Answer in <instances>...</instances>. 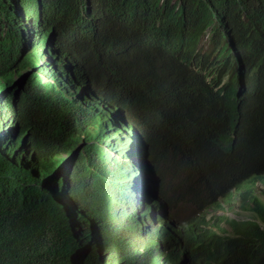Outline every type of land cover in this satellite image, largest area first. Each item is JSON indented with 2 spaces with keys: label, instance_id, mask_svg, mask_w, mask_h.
Here are the masks:
<instances>
[{
  "label": "trees",
  "instance_id": "obj_1",
  "mask_svg": "<svg viewBox=\"0 0 264 264\" xmlns=\"http://www.w3.org/2000/svg\"><path fill=\"white\" fill-rule=\"evenodd\" d=\"M137 23L148 36L124 27ZM72 40L100 66L95 76L78 59L76 46L70 56ZM106 76L129 95L122 100L128 115L110 105ZM152 104L183 152L181 185L191 209L264 169V0H0V176L21 186L17 203L7 204L2 186L11 195L16 189L0 180V264H69L60 259L57 236L76 264V237L83 234L74 226L68 230L60 211L75 217L86 204L104 215H90L107 229L101 264H179L181 257L193 264L191 255L170 242L169 230H155L157 241L151 237L146 204L154 206V190L146 185L155 188V182L138 165L149 172L153 148L136 162L145 144L133 133L145 129L141 122ZM133 106L140 119L132 122ZM80 142L78 156L57 172L55 155ZM63 177L68 188L59 187ZM44 180L51 190H42ZM51 200L61 235L49 208L39 209ZM263 212L257 208L255 218ZM241 224L259 241L250 250L238 239ZM258 225L250 219L233 224L235 237L221 239L218 252L207 247L205 255L219 264H253V258L240 259L264 249ZM208 238L215 240V233ZM163 242L173 245L169 263L150 249ZM224 254L237 256L225 260Z\"/></svg>",
  "mask_w": 264,
  "mask_h": 264
},
{
  "label": "clouds",
  "instance_id": "obj_2",
  "mask_svg": "<svg viewBox=\"0 0 264 264\" xmlns=\"http://www.w3.org/2000/svg\"><path fill=\"white\" fill-rule=\"evenodd\" d=\"M124 27H125L126 30L135 31L136 34H138V35H141V34H145L146 36L149 35L147 33V31L138 23L130 25V26L124 25ZM76 48H78V50L80 51L79 57L82 60L84 67L88 69L87 62H89L90 64H93L94 67H95V69L93 71L98 73L100 68L98 66H96L97 64L95 63V61L91 60L90 59L91 57L88 54L84 53V51H83V49L81 47L76 45ZM84 56H86V57H84ZM89 71H91V70H89ZM93 71H91V72H93ZM103 79L105 80V78H102V80ZM225 81H226V78H224L222 80V82H225ZM105 84L107 85V87H108V89L110 91H113L112 87L116 86V84H114L111 81H106ZM112 99H113L114 102L118 101V97L117 96H115ZM119 99H120V101H122L124 99V96H120ZM149 116L152 118V120L154 122H156L157 126L160 128L161 127V125H160L161 123L158 120V113H157V110H156V108L154 106L150 108L149 113L146 116V120H147L146 124H148V134L151 136V138H152V140L154 142V145H157L156 134H155V132L153 130V127L151 125L152 122H151ZM74 137L77 138V136H74ZM72 144L73 143H71V145ZM178 147H179V150H180V146L179 145H178ZM142 149H145V148H142ZM140 150H141V148H140ZM141 152H142V150H141ZM79 153L80 152L78 151L77 148H72L70 152L65 153V154L68 155V156H72L73 158H76ZM55 156H56L57 159L59 158L58 160L61 163H64L63 159L61 157H59L58 154L55 155ZM51 158H53V157H51ZM140 160H141L140 155H139V157L136 155V162H138ZM156 160L159 161L158 159H156ZM151 164H152V168L148 172L142 166V163H140L138 165V166H141V167H139V173H142V174H147L148 173L150 176L154 177L153 176V171L157 167L154 164L153 159L151 160ZM178 164H179L178 168H179V172H180V167H181L180 160L178 161ZM67 166H69V165H67ZM44 175L49 176V174L46 173V172H44ZM140 176H143V175H140ZM181 176H182V172H180V176H179V183L180 184L178 185V189H179L178 190V194H179V196L181 198L182 206L184 208H183V210H178V212L174 216V218H175V219H173L174 221L171 220V218L169 216V212H168V215L167 214H163L164 216L166 215L167 217H162L163 215H161V213H157L156 212L157 210L155 208H152L150 205H148V203L146 204V206H148V211L146 209V215H148L147 219H148V222H149V224L151 226V231L152 232H153L152 227H155L156 230H158V231L161 228H165V229L169 230L172 234L174 233L173 234L174 239L172 241H170V242L175 247L185 250L189 255L194 254L195 251L204 252V250L207 247H215V246L220 247L221 239L226 234V231L224 229L228 230L229 225H230L229 221H231L232 214H234L233 212L231 213L230 207L234 203H236V201L239 200V198H240L239 195L243 194V196L246 197V199H247L246 204H245L244 200L242 201V203L240 205V208H244V210H247L248 214L252 213V211L250 209L251 205L249 204V202H255V203L257 202L256 203L257 205H258V203H260V205L258 206L259 207V211L264 209V179L261 180V182H257V179L260 176L264 177V169L256 171V172L252 173L251 175H249L248 177L233 183V184H236V185L233 186L230 189V191L228 192V194H230L233 191L234 187L236 189L240 184L244 183L245 181L253 179V182L256 183V184L253 185L255 190H254V192H252L250 194V196L248 195V193H246V191L242 192V193H240V194H238V195H236V196H234L232 198L230 205H226L222 201V199L226 197V196L224 197V194H223V195L219 196L215 201H213V202H211V203H209V204H207L205 206H201L199 209H196V208L191 209L189 204L186 202V199H184V191H183L182 185H181ZM1 179L5 183L10 184L12 186V189H14V190L16 189L15 192H12V195H11L2 186V194H4V196H5L4 198L6 200L5 203H7V204H15V203H17L16 195L20 192V187H21L20 183L18 182V180L12 182L11 178L9 177V175H7V176L1 175L0 176V180ZM158 181H161V180L160 179H157L156 181L153 180V183L154 182L157 183ZM153 183H151V184H153ZM59 187L68 188L67 184H65V183H60ZM146 187H147V190H155V188L148 187V185H146ZM59 191L62 192V193L65 192V194H66L65 196L68 199L71 198V196H73V195L70 196L68 193H66V190H59ZM158 193L161 194V196H164V194L160 193L159 191H158ZM8 194H9V196H8ZM151 196L153 198L152 194H151ZM19 198L23 199L22 196L20 197V194H19ZM83 199H86V198H83ZM158 200H159V204L158 205H160V206L162 205L163 209H167V203L164 202V205H163L160 202L159 198H158ZM215 204H218V207L214 208L213 206ZM41 206L39 207V209L43 208V206H46V207L49 208V212L51 214H53L54 216L57 215L56 211L53 210V208H51V206H48V204H46V205L45 204H43V205L41 204ZM84 209H85L84 213L77 214L74 217V220H72V222H74L72 224H74V225L68 224V228H67L68 230H71V227L73 228V226H74L75 230L77 229L78 232H82L85 235L83 237H80L81 239H78V237H76L77 240L81 243V245H79V247H78V249L80 250V254H79V256L75 257V259L73 261L77 262L79 264H101L103 262L102 257H101V255L103 253L102 250L106 249V242H104V241H109L108 239L104 238V237H107L106 236L107 229H105L104 224H103V220H102V219H104V215L100 211L92 210L89 207V204H86L84 206ZM186 212L189 214V219L188 220L185 219V213ZM94 213H96V215H98V216H101L102 219L99 220V219H95L93 217H90V215H92ZM42 214H43V212L40 213V217H41ZM70 214H71L70 212H67L66 210L64 211V215L66 217L70 216ZM248 214L244 217L245 219L248 217ZM22 215H23V211L18 212L17 213V216H18L17 218L18 219L21 218ZM182 216H184V217H182ZM57 217H58V215H57ZM223 217H226V219H228L227 224L225 225V227H224V224H221L220 226L216 227V224L218 223L219 218H223ZM237 219H238V217H236V220ZM251 219H253V218H251ZM165 220H167V224H166L165 227H163L162 223ZM236 220L232 221L231 223L236 225V223L238 222ZM259 220H260V224L258 225V227H264V212L262 213V215L259 218ZM19 223L22 224L21 221ZM201 225H204V226H201ZM211 226L213 228H209ZM226 226H228V227H226ZM241 226L243 228H245V229L241 228ZM241 226L238 228V230L241 231L242 235H240L238 239L240 241H242V242H246V246H243L242 248L245 247L246 250H250L249 247H251V245H253V243H259V241H257V239H255L252 235H249L250 232L248 230V227L243 226V224H241ZM28 228H29L28 224L23 226V229H24V231L26 232L27 235L31 234ZM219 228H221V229H219ZM217 229H219V230L215 234V240L214 239H209L208 236H210L212 233H214ZM157 232H155V234ZM175 234H176V236H175ZM200 234L203 235V238H201ZM32 235H33V233H32ZM177 235H178V237H180V240H179V238H177ZM151 237H153V235H151ZM187 237H189V239H187ZM158 238L159 237H157V235H156V237L152 238V239L156 240ZM181 239H182V241H181ZM163 240L165 241V239H163ZM185 240H187V241H185ZM202 241H204L203 245H202ZM263 241H264V236L262 235V237H260V242H263ZM172 244L169 243L167 245H172ZM163 245H164V242H163ZM184 245H186V246H184ZM195 245H197V246H195ZM161 246H159V248ZM198 246H199V248L190 249L191 247H198ZM55 247H56V249H57V251L59 253V256H60V259H61L62 263L71 264V259L67 257V252L65 250V247L62 244L61 240H59L58 236H57V241H56V246ZM188 247H190V248H188ZM255 248H256V246H255ZM255 248H254V250H255ZM150 249H153V250L157 251V254H159V249H156L154 247H152ZM237 249H239V248H237ZM178 252H183V251L178 249ZM244 252H246V251H244ZM168 254L169 253L165 254V258H166V262L167 263H169L170 260H172V258L170 256H168ZM231 256H237V254L236 255L224 254V259L225 260H230L232 258ZM161 257L164 258V256H161ZM191 257H192L193 264H206V262L204 261L206 259H201L200 257L199 258H195L193 255H191ZM228 257H229V259H227ZM247 258H253V259L258 258L261 261L258 262L257 264H264V249L261 250V257H257V256L253 257L251 255L250 256L242 255L240 261L241 262H246V261H251L252 260V259L247 260ZM105 264H115V263H111L109 261H106ZM116 264H126V262H124V261L121 262L120 261V262H118ZM148 264H158V262H155V263H151L150 262ZM179 264H189V263H188V261L183 259V257H181V261L179 262ZM214 264H216V263H214Z\"/></svg>",
  "mask_w": 264,
  "mask_h": 264
},
{
  "label": "rangeland",
  "instance_id": "obj_3",
  "mask_svg": "<svg viewBox=\"0 0 264 264\" xmlns=\"http://www.w3.org/2000/svg\"><path fill=\"white\" fill-rule=\"evenodd\" d=\"M74 53H76V52H74ZM85 53H88V52L85 51ZM84 57H86V56H84ZM78 59L81 60L80 58H78ZM90 59L92 60V58H90ZM48 62H49L50 65H53L54 64V62H50V61H48ZM87 66H88V69L91 70V71H93L95 69L94 65L93 64H90L89 62H87ZM92 74H93V76H95L96 72L93 71ZM107 79L109 81H111V82L114 83V81L112 79H110L108 77H107ZM112 90L113 91L111 93L107 94L108 97L109 98L110 97H113L114 98L115 96L118 97V102H113L112 104L115 105V106H118V107L122 106L123 109H125L126 108V105H125V103L123 101H120V99H119L120 97L119 96L120 95H122V96H129V95L126 92H124V90L121 89L118 85H116L115 87H112ZM131 98H134V97H131ZM139 102H140V100L138 101V103ZM150 105H151V103H145V107H147V108ZM137 111L138 110L133 106L132 107L133 116H130V118H129L131 121H133V120L134 121H138L140 119L139 117H137L136 115H134L135 112H137ZM144 115H146V114H144ZM150 120L152 122L151 125L153 127V130H154V132L156 134V138H157V141H156L157 142V145H154V142L151 140L152 141V144H153V146L155 148V155H153L152 159H153L154 164L157 165V168H158V179L161 180L160 181V188H159L160 193L164 194V196H161V194H160V198L159 199H160V202L163 205H164V202L167 203V209H168V212H169V216H170L171 220H173V219H175L174 216L178 212V210H183V208H184L182 206V203H180L181 198H180V196L178 194V190H179L178 189V183H179V176H180L179 175L180 172H179V168H178V166H179V164H178V156H179V154H178V151H177V148H176L175 144H173L171 138L167 134L164 126L162 125V122H161V119H160L159 115H158V120L161 123L160 124L161 125L160 128L157 126L156 122H154L152 120L151 117H150ZM145 121H147V120L145 119ZM141 124L143 126H145V129H143V130L140 129V128H138V129H139L140 132L143 133V135L146 138H148V124H146L144 122L143 123L141 122ZM113 129L114 130H117V127L114 125L113 126ZM117 131L120 132V130H117ZM137 136L140 137L141 139H143V137L141 136L140 133H137ZM64 157L67 158V156H64ZM156 159H158L159 161H157ZM52 162L53 163L56 162V159H53ZM64 165H65V160H64L63 167H64ZM60 167H61V162H58L56 164V168L58 169L57 172H59ZM42 172H44V171H42ZM42 175H44V174L42 173ZM53 176L54 175H52L51 177H53ZM155 181H156V179H155ZM60 183H65V177H63L61 179ZM40 187L43 188L42 186H40ZM246 187L251 188L250 191L254 192L255 188L253 186V179L247 180L244 183L240 184L230 194H228L225 198H223L222 201L226 205H230L231 204V200H232V198L234 196H236V195H238V194H240L242 192L247 191ZM60 188H63V187H60ZM63 199H64V196H63L62 200ZM153 202L154 203H156V202L159 203V200L153 199ZM252 204H250L251 205V207H250L251 210H252L253 205H254V204L253 205ZM259 205H260V203H259ZM213 207L214 208L218 207V204H215ZM157 211H160L159 213H161V214H165L166 209H163V206L161 205V209H158ZM247 214L248 213H245L244 215H241V216H246ZM250 216H251V214H248V217H250ZM182 217H184V216H182ZM232 218H233V216H232ZM185 219H187V220L189 219V214L187 212L185 213ZM225 221H227V220H225ZM221 224H224V227H225V225L227 224V222H222ZM226 227H228V226H226ZM152 229H153V232L152 231L151 232L153 234V238H155L156 237V234H155L156 228L155 227H152ZM224 230L228 234L231 233L230 232V226H229L228 230H226V229H224ZM187 238L189 239V237H187ZM65 243H68V242L65 240ZM160 248L161 249H159V250L160 251L162 250L163 251L162 253L167 254V253H169L172 250L173 245H164L163 246V244H162V246Z\"/></svg>",
  "mask_w": 264,
  "mask_h": 264
},
{
  "label": "bare ground",
  "instance_id": "obj_4",
  "mask_svg": "<svg viewBox=\"0 0 264 264\" xmlns=\"http://www.w3.org/2000/svg\"><path fill=\"white\" fill-rule=\"evenodd\" d=\"M217 16V15H216ZM216 21H219V19H218V17H216ZM78 44V46L80 45V47H82L85 51H87L88 52V50L87 49H85L84 48V46L81 44V43H76V40H72L71 42H70V47H69V53H70V56H71V51H72V47L73 46H76ZM73 45V46H72ZM89 53V52H88ZM234 59V61H235V67H236V69H237V71L238 70H240L239 69V67L238 66H240V63H239V61L237 60V58H233ZM97 63V62H96ZM187 61H185L184 62V64L185 65H187ZM98 65V64H97ZM192 69H194V70H196V68L194 67V65H192V67H191ZM241 68V67H240ZM106 75V74H105ZM104 75V76H105ZM110 78L109 76H106V78ZM111 79V78H110ZM92 83V82H91ZM91 87H94L93 86V84H91ZM120 87V86H119ZM122 89V88H121ZM104 92V91H103ZM125 92V91H124ZM106 93L107 92H105V95H106ZM113 94V93H112ZM107 96V95H106ZM120 96H122V95H120ZM119 96V97H120ZM106 98V97H105ZM108 99H110L109 97H107ZM107 99V100H108ZM111 100V99H110ZM109 101V100H108ZM107 102V101H106ZM112 102V101H111ZM110 102V105L111 106H113V107H117V108H119V109H121L122 111H123V115H128V112L126 113L125 111H124V109H123V107L122 106H120V107H118V106H115V105H113L112 103ZM120 116V115H119ZM160 117V116H159ZM130 117H128V119H129ZM161 119V118H160ZM130 120V119H129ZM145 118L143 119V122L144 123H146L145 121ZM133 122V121H132ZM142 122V123H143ZM161 122H162V125L164 126V128H165V130H166V132H167V134L169 135V137L170 138H172L173 140H172V142L173 143H175V146H176V148H177V151H178V154H179V156H178V161L180 160V159H183V152L181 151V150H179V147H178V139L176 138V137H173V136H171L170 135V133H169V131L166 129V127H165V125H164V123H163V121H162V119H161ZM142 133V132H140L139 131V129H137V131H134V136H136V137H138L137 136V133ZM141 136L144 138V146H142V148H145V149H142V152H139V155H141L140 157L142 158V161L146 158V157H149V155H150V153H152L151 151H149V154H148V149H149V146L151 145L152 146V148H153V155H155V148H154V146H153V144H152V141L150 140V138L148 137V138H146L144 135H143V133L141 134ZM122 140H132L131 138H127V137H124V138H121ZM177 141V142H176ZM84 145V142H80V144H79V146H78V148L77 149H80L82 146ZM153 155H151V158L150 159H152V157H153ZM64 156H67V158H65ZM64 156H62L61 158H63L66 162L67 161H70L71 160V158H72V156H68V155H66V154H64ZM139 157V156H138ZM138 167H141V166H138ZM156 167H157V165H156ZM147 168L149 169V170H151V168H152V166L151 165H147ZM182 168L180 167V170H181ZM180 172H183V170L182 171H180ZM178 174V173H177ZM180 175V174H179ZM153 176L155 177V179L157 180L158 179V168H155V170L153 171ZM138 177L140 178L141 176L140 175H138ZM143 178H144V176H142ZM145 179V178H144ZM153 177L151 178H149V182L150 181H152V183H153ZM154 179V180H155ZM264 179V177L263 176H260L258 179H257V182H261V180H263ZM40 184H42L41 186L43 187L42 188V190H51V188L52 187H50L49 186V189L46 187V185H47V181L46 180H44V181H41V183ZM180 183H178V185H179ZM254 184H256L255 182H253V185ZM236 184H232L231 186H230V188L224 193V197L225 196H227V194H228V192L230 191V189L233 187V186H235ZM151 187V186H150ZM159 188H160V181H158L157 183L155 182V190H154V194H153V198H152V203H153V207L152 208H155L156 210H158V209H161V206L160 205H158L159 203H154L153 202V199H156V200H158V198H160V194L158 193V191L160 192V190H159ZM235 189V187L233 188V190ZM246 189H247V191H246V193H248V195L250 196V194L252 193V191H250V189L251 188H248V187H246ZM156 193V194H155ZM240 196V198H239V200L238 201H236V203H234L231 207H230V211H231V213L233 212L234 214H232V216H233V218H231V221H229L230 223V234H228L227 232H226V234L224 235V237H222V239H224V238H234L235 236H234V233H233V224L231 223L232 221H235L236 220V217H238V219L236 220V221H238L237 223L238 224H240V223H242V222H244V220H246V219H250V220H254L256 223H258V224H260V221H259V218H255V216L256 215H254L255 214V212H256V209H257V207L259 206V203H258V205L255 203V202H249V204H252L253 205V208H252V213H251V216L250 217H247L246 219L244 218L245 216H241V215H244L245 213H248V211L247 210H244V208H240V205H241V203H242V201L244 200L245 201V204H246V202H247V199H246V197H244L243 196V194H241V195H239ZM256 200V199H255ZM254 200V201H255ZM260 201V200H259ZM164 202V201H163ZM180 203H182V201L180 200ZM49 206H51V207H54V200H51L50 201V203H47ZM259 208V207H258ZM235 210V211H234ZM142 211V210H141ZM161 211V210H160ZM160 211H156L157 213H159ZM45 213H44V211H43V220H44V222L46 223V225H47V222H46V217H45V215H44ZM60 214L61 215H64V212L63 211H60ZM156 214V213H155ZM165 214H167L168 215V209H166V212H165ZM161 215H163V214H161ZM146 217V216H145ZM162 217H167V216H162ZM251 218H253V219H251ZM54 219H57L56 218V215L54 216L53 215V219H52V221H53V223H54V225H55V221H54ZM64 220H66L67 222L64 224V226L65 227H68V223L69 224H72L73 222H72V220H74V217H64ZM225 220H227L228 221V219H226V217H223V218H219V221H218V223L216 224V226L218 225V226H220V224L222 223V222H227V221H225ZM166 221V224H167V220H165ZM74 225V224H73ZM201 226H204V225H201ZM208 226V225H207ZM210 226V225H209ZM55 228H56V230L59 232V234L61 235V231H60V229H58V227H56V225H55ZM209 228H213L212 226L211 227H209ZM262 229H264V227H262ZM216 231H218V230H216ZM216 231L214 232L215 234H216ZM258 231V230H257ZM262 230H260L259 232H261ZM82 233V232H81ZM256 233V232H255ZM51 234H53V233H51ZM83 234V233H82ZM174 234V233H173ZM252 234H254V233H252ZM257 234V233H256ZM197 235V234H196ZM201 235V238H203V235L202 234H200ZM55 236H57V234H55ZM62 236H64V235H62ZM83 236H85L84 234H83ZM175 236H176V234H175ZM59 237V236H58ZM258 237H259V235H258ZM177 238H179V240H180V237H178V235H177ZM188 239V238H187ZM59 240H61V238H59ZM258 240H259V238H258ZM181 241H182V239H181ZM185 241H187V240H185ZM61 242H62V244H64L63 243V241L61 240ZM65 242V241H64ZM184 242V241H183ZM203 242L204 241H202V245H203ZM188 243V242H187ZM68 243H66V245H67ZM260 245V244H259ZM184 246H186V245H184ZM195 246H197V245H195ZM188 248H190V247H188ZM195 248H199V246L198 247H191L190 249H195ZM249 248H253V246H251V247H249ZM158 249H161V248H158ZM213 250H216L217 252H218V250L216 249V247H214V249ZM160 251V250H159ZM163 251L161 250L160 251V254H163L164 255V253H162ZM205 252H207V248L205 249ZM217 252H215V253H217ZM191 255H193V254H191ZM195 258H201V259H206V260H204L205 262H206V264H214V263H216V264H219V260L218 259H216V258H214V257H207L206 255H205V253L204 252H196L195 253V255H193ZM254 256H257V257H261V254H257V255H255L254 254ZM261 260L260 259H258V258H255V259H253V264H257V262H260ZM132 263V262H131ZM76 264H78V263H76ZM159 264H161V263H159ZM235 264H237V263H235Z\"/></svg>",
  "mask_w": 264,
  "mask_h": 264
},
{
  "label": "water",
  "instance_id": "obj_5",
  "mask_svg": "<svg viewBox=\"0 0 264 264\" xmlns=\"http://www.w3.org/2000/svg\"><path fill=\"white\" fill-rule=\"evenodd\" d=\"M62 232V231H61Z\"/></svg>",
  "mask_w": 264,
  "mask_h": 264
}]
</instances>
